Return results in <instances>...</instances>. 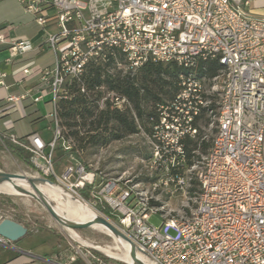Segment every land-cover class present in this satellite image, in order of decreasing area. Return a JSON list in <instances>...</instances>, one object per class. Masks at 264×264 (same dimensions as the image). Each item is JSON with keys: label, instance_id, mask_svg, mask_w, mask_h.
Here are the masks:
<instances>
[{"label": "built area", "instance_id": "obj_1", "mask_svg": "<svg viewBox=\"0 0 264 264\" xmlns=\"http://www.w3.org/2000/svg\"><path fill=\"white\" fill-rule=\"evenodd\" d=\"M18 1L42 28L54 26L45 39L54 55L53 66L38 70L39 92L51 94L52 137H7L31 153L36 171L58 180L54 151L59 144L65 151L73 148L57 117L58 101L69 96L73 81L88 95L82 79L87 65H101L108 72H135L148 61L186 67L176 96L158 104V119L148 136L153 162L168 169L164 188L172 194L196 184L189 215L165 213L133 185L104 179L81 162L68 165L61 179L84 203L78 191L86 189L93 198L92 209L134 243L148 264H264V16L250 11L251 0ZM0 43L8 44L11 57L32 49L27 38H8L2 29ZM206 60L223 67L217 75L216 128L207 153L189 165L185 140L197 136L196 120L208 103L206 77L198 76L195 68ZM22 72L29 74L30 69L24 66ZM95 90L100 91L93 100L99 109L106 103L119 110L128 105L124 95L103 85ZM24 96L6 99L15 102ZM40 97L41 93L34 100ZM153 212L162 218L160 226L149 223ZM61 230L69 235L66 253L29 256L41 264L119 261L75 230ZM114 242L111 250L122 254ZM11 243L0 236L1 246Z\"/></svg>", "mask_w": 264, "mask_h": 264}, {"label": "rangeland", "instance_id": "obj_2", "mask_svg": "<svg viewBox=\"0 0 264 264\" xmlns=\"http://www.w3.org/2000/svg\"><path fill=\"white\" fill-rule=\"evenodd\" d=\"M219 79L218 76L213 79H204L206 93L213 96L211 101L215 104H217L219 96L217 90ZM17 122L21 132H25L26 128L29 129L30 127L26 118H21ZM199 124L203 138L206 141H211L216 128V116H211L208 124L204 121H200ZM40 125L42 123L38 124V126ZM143 128L137 133L111 141L105 146H86L82 150H79L76 143L69 138L73 147H76L77 150L66 156L59 155L57 149L54 151V171L58 176V180L53 183L63 188L66 194L74 196L70 190V184L62 181L61 174L68 165H75L81 162L87 169L94 171L104 179H116L133 185L134 189L143 194L146 193L150 204L151 200L157 202L154 205L159 210L165 211V213L189 215L195 205L196 184L192 183L185 191L178 190L172 194L164 188L162 181L165 179L168 169L153 162V142ZM62 130H65L63 126ZM0 170L42 176L39 172L20 162L1 142ZM70 181L73 182L74 177H71ZM154 184L157 185L155 190L152 189ZM191 187L194 189L190 190ZM45 196L53 202L55 209L60 215L68 219L77 220L74 213L62 199L52 197L49 193ZM83 198L86 204L91 207L93 198L89 193L88 198ZM3 218L16 220L28 229L27 233L15 242L21 249H15L16 251H12L9 254V258L23 255L22 260H18V264H41L39 259L31 256L29 258L22 253L23 251L40 257L51 256L57 251H61V253L68 251L67 240L69 235L61 230V227L37 200L25 195H15L0 188V219ZM161 221L162 218L158 212L150 214V224L160 226ZM75 232L87 242L92 243L96 247H101L100 249H103L106 253L109 251V254L113 256L127 258V253L122 247L120 248L123 252L120 255L111 250L110 247H115L116 244L106 232L97 228H85L75 230ZM0 259L5 260V256L2 254ZM110 263L124 264L116 260H111Z\"/></svg>", "mask_w": 264, "mask_h": 264}, {"label": "trees", "instance_id": "obj_3", "mask_svg": "<svg viewBox=\"0 0 264 264\" xmlns=\"http://www.w3.org/2000/svg\"><path fill=\"white\" fill-rule=\"evenodd\" d=\"M222 68L218 61L206 60L198 63L195 72L198 76L213 79ZM187 72L186 67L176 63L163 64L153 61L144 63L134 73L117 69L108 72L104 66L87 65L82 79L88 95L80 92L78 83L73 81L68 86L69 96L58 101L57 117L61 126L65 128L64 138L72 139L78 149L82 150L86 146H105L111 141L137 133L143 127L149 135L152 125L158 119V104L170 101L176 96L180 90V74ZM101 85L108 90L124 95L128 100V105L119 110L106 103L104 108L99 109L93 100L100 96V91L95 90V87ZM212 97L210 94L206 95L208 103L196 120L197 136L185 140L189 165L200 160L201 155H205L210 146L211 141H206L203 138L199 123L204 121L208 124L210 117L217 115V111H215L217 104L211 101ZM207 114H209L208 117ZM39 118L32 119V122H36ZM24 139L25 136L20 137V140ZM1 140L3 145L20 162L35 171L37 170L30 161L31 153L28 150L6 138L1 137ZM56 149L62 156L77 150L76 147H73L71 151H65L60 144ZM47 178L55 182L53 176ZM193 189L191 187L190 190ZM78 192L81 196L88 198L86 189H79ZM150 202L151 204L157 203L152 200Z\"/></svg>", "mask_w": 264, "mask_h": 264}, {"label": "crops", "instance_id": "obj_4", "mask_svg": "<svg viewBox=\"0 0 264 264\" xmlns=\"http://www.w3.org/2000/svg\"><path fill=\"white\" fill-rule=\"evenodd\" d=\"M249 8L253 14L264 16V0H251ZM0 29L8 38L25 37L32 44V49L11 57L8 44L0 43V138L8 139L10 134L20 138L38 133L45 141H49L52 137L51 119L48 117L52 111L51 94L39 92L38 70L53 66L54 55L46 46L45 39L47 31L53 30L54 26L42 28L22 9L18 0H0ZM24 66L30 69L29 74L22 72ZM40 93V99L35 101L34 97ZM9 95L25 96L12 102L6 99ZM37 117H40L39 120L32 122ZM21 118L29 122L30 127L25 132H21L17 122ZM40 123L42 125L38 126ZM15 249L21 248L16 243L0 245V256H5V260L0 259V264H18L23 255L9 258ZM22 253L29 257V252Z\"/></svg>", "mask_w": 264, "mask_h": 264}, {"label": "water", "instance_id": "obj_5", "mask_svg": "<svg viewBox=\"0 0 264 264\" xmlns=\"http://www.w3.org/2000/svg\"><path fill=\"white\" fill-rule=\"evenodd\" d=\"M17 179L25 180L31 186L32 191L24 188H20V190L24 192L26 196L37 200L61 228L69 230H80L85 228H94V225H99L104 229V232L109 234L123 248V250L126 251L130 261H124L121 258H116L113 256H110L111 258L117 259L124 264H146L142 257L139 256L136 245L132 243L123 233H121L110 221L101 216L90 206L89 207L94 212V215L90 220L75 222L64 219L55 209L53 202L45 197V195L36 187V182H48L52 184L53 182L48 178L43 176H33L24 173H12L0 170V183H2L3 181L13 182ZM69 196L79 201L74 196ZM26 233L27 228L22 223L10 218L0 219V236L8 239L10 242H17ZM90 248L101 254L108 255L103 251L96 249V247L94 246H90Z\"/></svg>", "mask_w": 264, "mask_h": 264}, {"label": "bare ground", "instance_id": "obj_6", "mask_svg": "<svg viewBox=\"0 0 264 264\" xmlns=\"http://www.w3.org/2000/svg\"><path fill=\"white\" fill-rule=\"evenodd\" d=\"M36 187L44 195L49 193L52 197H56V198L62 199L69 206V208L74 213V215H75L77 220L68 219V218H66V217L61 215L64 219H66L68 221L80 222V221L90 220L93 217L94 212L87 204H85L83 202H79V201L75 200L74 198H72L71 196H69L68 194H66L64 192L63 188H61L59 185H57L55 183L51 184V183H48V182H36ZM0 188L5 189V190H7V191H9L11 193H14L15 195L18 194V195H25V196H26V194L24 192H22L20 190V188H24V189H28V190L32 191L31 190V186L25 180H20V179L14 180L13 182L3 181L2 183H0ZM93 227L97 228V229H99L101 231H104V229L101 226H99V225H94ZM101 250H103V249H101ZM109 253L110 252L108 251V254ZM140 257H142V256H140ZM118 258H121V257H118ZM121 259L124 260V261H130L128 255H127V258H121ZM142 259L145 261V259L143 257H142Z\"/></svg>", "mask_w": 264, "mask_h": 264}]
</instances>
